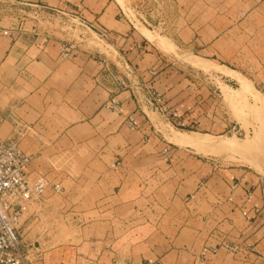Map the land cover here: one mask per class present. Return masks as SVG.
Segmentation results:
<instances>
[{
    "label": "crops",
    "instance_id": "obj_1",
    "mask_svg": "<svg viewBox=\"0 0 264 264\" xmlns=\"http://www.w3.org/2000/svg\"><path fill=\"white\" fill-rule=\"evenodd\" d=\"M16 1L29 14L35 4L79 10L107 32L100 51L110 68L130 71L136 80L119 89L91 52L80 48L72 57L61 56L59 37L37 31L0 35V136L17 139L31 155L26 172L32 181H47L45 198L66 202L49 217L70 228L42 248L69 247L85 255L103 250V264L112 257L129 264H264L261 175L207 160L195 147L167 139V132L157 130L165 121L148 98L154 91L174 110L192 107L196 126L219 122L214 106H206L214 99L168 61L178 53L197 57L200 63L190 64L199 73L241 85L222 72L229 69L263 85L256 88L261 92L264 0H179L182 28L175 38L164 35L172 48L125 18L119 0ZM112 98L120 109L109 107ZM224 242L238 245L239 252L221 247L201 258L206 245ZM55 257L59 263L70 259L59 252Z\"/></svg>",
    "mask_w": 264,
    "mask_h": 264
},
{
    "label": "rangeland",
    "instance_id": "obj_2",
    "mask_svg": "<svg viewBox=\"0 0 264 264\" xmlns=\"http://www.w3.org/2000/svg\"><path fill=\"white\" fill-rule=\"evenodd\" d=\"M119 2L122 3L123 16L136 25H139L142 28V31L144 30L143 27L148 28L149 31L143 32L145 35L149 36L150 39L158 37L159 35H167L171 38H175L179 29L182 28L183 19L181 18L182 14L180 11L179 0H119ZM65 20L66 17L64 18L61 16L48 19L35 13L29 14L21 8L16 0H0V27L6 26L18 28L20 33H34L37 31L40 34H44L46 37H59L62 40V44L70 39L77 40L79 48L87 52H93L95 49H98V47L105 49V40L102 42L99 41L94 33H85L84 31H81V29H70L63 23ZM149 33L150 35L152 34V36H150ZM167 58L178 71L186 73L189 79L193 80V82L200 83L199 88L202 89L203 96L206 99L210 97L214 99V101L207 102L206 106L208 108L214 106L219 122L215 127H208L207 125L196 126L195 122H191L190 120L192 116V107H190V109L188 108L183 111L175 110L186 122H189L186 127L176 128L166 125L164 128L160 127L158 131L167 132L166 136L169 140L173 136V133L178 131L192 137L198 136L204 141L203 143L207 144L211 149L205 150L202 148L201 150H198L203 154L205 159L210 161H225L230 163V166H246L252 172L261 175V183L264 188V146H262L264 145V135L262 144L255 146L253 143L254 135L260 125L259 123H261L260 121L262 120L264 122V110H261L262 112L257 110L256 112V107L254 109L255 94H248L247 96L233 94L232 101H229L225 96V91L228 87L223 83L221 77H218L215 73H199L196 68L191 66L190 63H194L192 59L183 56L181 53H178L177 55L169 54ZM109 72L112 80H114L117 85L118 80H125L126 84L129 85L128 88L132 85L131 82L135 79L133 73L130 71L127 73L122 68L111 69ZM232 86L235 88L240 87V85ZM262 86L263 85H253V87L258 89L262 88ZM261 92H264V89ZM149 97L150 96H148V98ZM168 107L173 109L171 106ZM203 109H205V106H203ZM259 112V115H262L261 117L257 114ZM160 117L165 121L161 115ZM256 118L261 120L258 122ZM243 122L247 124V131L243 128L245 126ZM230 124L236 125V128L232 129ZM222 140H229L233 143H235L236 140L241 145L245 140V145L248 143L252 145L253 143L251 146L253 151L247 149L248 151H251L247 153L248 151L246 150L245 153V151L240 152L229 148H221L219 145ZM44 198L45 193L40 200L33 202L34 204L31 203V209L29 207L31 211L28 210L20 223V250L28 259L32 260V262L28 260L29 263L36 264L41 259L51 264L59 263L55 257L57 252H59V256H65V254H67L70 257L68 260L60 261L59 264H79L85 257L97 259L102 263V261H100V256H103V250L90 251L88 252L89 255H85V251H74L73 249H68L69 247L66 249L60 248L56 251L55 248H57V246H51L48 244L47 248H42V243L44 241L53 240L60 235L59 232H61L62 229L65 230L66 227L70 228L68 227L69 223L66 221L62 222L61 218L49 217L61 209L62 205L66 202L61 201L60 198L58 199L57 196L54 195ZM36 211H39L40 213L42 212L43 216L39 217ZM259 222L261 224L260 226L264 227V206L259 213ZM48 230H53V233L48 234ZM39 231L41 233H39ZM45 231L46 235H44ZM46 246L47 244L45 247ZM59 246L61 247L63 245ZM77 253L80 255L78 256ZM75 255H77L80 260L76 259V261H72L71 259H75Z\"/></svg>",
    "mask_w": 264,
    "mask_h": 264
},
{
    "label": "built area",
    "instance_id": "obj_3",
    "mask_svg": "<svg viewBox=\"0 0 264 264\" xmlns=\"http://www.w3.org/2000/svg\"><path fill=\"white\" fill-rule=\"evenodd\" d=\"M34 13L42 17L51 19L53 17H66L63 21L67 27L72 30L81 29V31L94 33L99 41H106L107 32L104 29L96 28L93 24L88 23L79 10H68L54 8L52 10L41 7L38 4ZM68 24V25H67ZM18 28L0 27V35L12 36L18 32ZM84 37V36H83ZM80 40V38L78 37ZM77 40H67L61 44V56L72 57L79 50ZM101 48L95 49L91 55L100 60L104 67L111 71L110 64ZM129 85L125 80H118L119 89H127ZM149 102L155 110L165 119L166 125L176 128H184L187 123L180 114L170 109L154 91H150ZM113 109H120L115 98L108 103ZM132 127L137 126L134 119L129 121ZM159 130V129H157ZM31 155L25 153L20 147L17 139L13 137L3 138L0 136V264H31L20 250V223L28 212L31 203L38 201L44 195L47 188V181L39 177L32 181L26 172V167L31 160ZM56 190L58 185L54 186ZM247 214V211H244ZM225 248L230 252L237 253L240 250L238 245L231 243H221L218 245H206L202 252L201 258L205 259L208 253H217L220 248ZM32 262V260H30ZM36 264H51L43 259ZM79 264H102L97 259L85 257ZM107 264H129L125 259L112 257ZM142 264H155L152 260H146Z\"/></svg>",
    "mask_w": 264,
    "mask_h": 264
},
{
    "label": "bare ground",
    "instance_id": "obj_4",
    "mask_svg": "<svg viewBox=\"0 0 264 264\" xmlns=\"http://www.w3.org/2000/svg\"><path fill=\"white\" fill-rule=\"evenodd\" d=\"M121 2V1H120ZM125 3V2H124ZM123 3V4H124ZM122 4V3H121ZM143 27V26H142ZM143 31H149V29H147L146 27H143ZM152 33V32H151ZM149 35H150V33H149ZM150 36H152V34L150 35ZM154 36V35H153ZM149 37V36H148ZM159 37H160V40H161V42L162 43H164V44H167V45H169L170 47L169 48H172V47H174L173 46V43L170 41V40H168L167 39V37L166 36H164V35H159ZM155 38V37H154ZM153 38V39H154ZM159 40V41H160ZM166 45V46H167ZM162 46H163V44H162ZM165 47V46H164ZM195 56V55H194ZM197 58V57H196ZM196 58H190V59H192V61L194 62V63H196L197 61H198V64L200 63L199 62V60H197ZM200 59V58H199ZM197 60V61H196ZM206 62V61H205ZM208 63V62H207ZM197 64V65H198ZM210 65V64H209ZM217 66V65H216ZM223 67V66H222ZM205 69V68H204ZM224 69V68H223ZM221 71V70H220ZM222 72H224L226 75H229V76H234V77H237L240 81H241V85H240V87L239 88H235V87H231V86H228L227 85V87H228V89L225 91V96H226V98L229 100V101H232V96H233V94H239V95H241V96H247L248 94H255L254 96H255V98H254V109H255V107H256V112H257V110L258 111H261V110H264V96L262 95V93L258 90V89H256L255 87H253V85H251V82L250 81H247L248 80V78H247V80L245 79V77L244 76H242V75H240L238 72H235V71H232V70H229V69H225V70H223ZM224 74V75H225ZM244 77V78H243ZM222 87V86H221ZM223 89V88H222ZM224 93V92H223ZM253 96V97H254ZM242 99V98H241ZM226 100V99H225ZM229 103V102H228ZM229 104H231V103H229ZM255 110H254V113H255ZM262 112V111H261ZM258 115L260 114V112L259 113H257ZM260 116V115H259ZM262 116V115H261ZM260 116V117H261ZM257 118H258V116H257ZM256 118V119H257ZM258 120V122H259V120H261V119H257ZM261 123H259L260 125H259V127H258V129H257V132L255 133V135H254V140H253V143H254V145L255 146H258L259 144H262V141H263V135H264V122L261 120L260 121ZM244 124H245V126L243 127L245 130H246V126H247V124L245 123V122H243ZM164 126H165V124H164ZM242 126H243V124H242ZM171 131V130H170ZM247 131V130H246ZM192 133V132H191ZM172 141H174V142H176L177 144H185V145H191V146H193V147H195L196 149H198V150H201L202 148H204L205 150H211L209 147H208V145L207 144H204L203 142L204 141H202L198 136H196V137H192V136H190V135H188V134H183V133H180L179 131L178 132H175V133H173V136L170 138ZM237 139V138H236ZM248 139V138H247ZM240 140V139H239ZM245 141V140H244ZM243 141V143H242V145L240 144V143H238L236 140H235V143H233V142H231V141H227V140H222V142L220 143V147L221 148H229V149H233V150H237V151H245V153H246V150L247 149H251L252 147V145H253V143H252V145H250L249 143V145L247 144V145H245L246 143ZM247 141V140H246ZM240 142V141H239ZM248 142V141H247ZM244 145V146H243ZM262 146H264V145H262ZM261 146V147H262ZM257 148V147H256ZM252 150V149H251ZM250 150V151H251ZM258 150H260V149H258ZM263 150H264V148H263ZM248 151V150H247ZM250 151H248L247 153H249ZM253 151V150H252ZM249 155V154H248ZM263 157H264V155H263ZM258 163V162H257ZM252 164V163H251Z\"/></svg>",
    "mask_w": 264,
    "mask_h": 264
}]
</instances>
